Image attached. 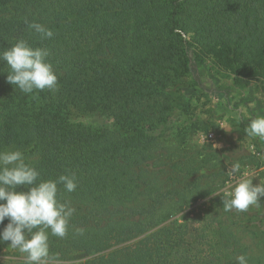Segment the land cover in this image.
Returning a JSON list of instances; mask_svg holds the SVG:
<instances>
[{
  "label": "trees",
  "instance_id": "obj_1",
  "mask_svg": "<svg viewBox=\"0 0 264 264\" xmlns=\"http://www.w3.org/2000/svg\"><path fill=\"white\" fill-rule=\"evenodd\" d=\"M26 21L53 37L42 39ZM21 39L50 51L58 86L24 93L7 82L10 69L0 61V151H38L29 163L41 180L75 174L77 183L71 193L58 185L61 202L76 211L65 237L50 235L47 264L78 252L86 264H230L232 253L207 249L209 231L224 237L222 219H165L167 205L198 181L156 188L155 163L174 159L151 147L167 120L159 92L175 87L163 77L174 59L204 95L229 98L236 86L201 75L212 48L233 52L264 83V0H0V51ZM89 113L107 124L85 126Z\"/></svg>",
  "mask_w": 264,
  "mask_h": 264
},
{
  "label": "rangeland",
  "instance_id": "obj_2",
  "mask_svg": "<svg viewBox=\"0 0 264 264\" xmlns=\"http://www.w3.org/2000/svg\"><path fill=\"white\" fill-rule=\"evenodd\" d=\"M210 51H216V55L203 56L201 75L218 87L236 86L229 98L213 93L204 95L190 80L183 61L174 59L170 66L172 71L164 72L163 77L172 79L175 87L159 92L163 94L159 98L161 103L168 109L167 120L163 125L157 124L151 149L164 151L178 166L176 169L171 166L174 161L169 165L163 163L165 160L155 163L159 174L154 186L165 190L176 182L198 181V187L184 200L167 205L165 219L184 220L189 218V213H193V218L200 223L203 219L204 222L222 219L224 224L220 233L224 237L212 238L210 234L215 232L209 231L211 244L207 245L208 251L218 248L225 254L232 253L234 259L230 264H238L236 258L241 255L246 257L247 264H264V197H261L259 207L240 212L224 209V192L215 195L221 189L231 190L245 173L250 174L248 178L253 179L254 185L264 182V140L247 136V127L243 126L245 121L264 116V83L255 77L254 68L239 61L233 52L213 48ZM144 81L147 88H154L152 80L145 78ZM87 118L85 126L107 124V120L98 114L89 113ZM209 134H214L215 142L210 141ZM24 155L29 163L39 152L34 156ZM236 163L240 170L231 174ZM216 243L218 247L214 245ZM87 259L85 253H73L63 264H86ZM0 264H26V254L9 245L0 249Z\"/></svg>",
  "mask_w": 264,
  "mask_h": 264
},
{
  "label": "clouds",
  "instance_id": "obj_3",
  "mask_svg": "<svg viewBox=\"0 0 264 264\" xmlns=\"http://www.w3.org/2000/svg\"><path fill=\"white\" fill-rule=\"evenodd\" d=\"M26 23L29 30L42 39H51L54 35L40 23ZM49 56L47 48H34L23 39L0 51V61L6 62L10 69L7 82L24 93L56 90L58 77L48 61ZM245 133L264 140V116L252 119ZM239 170L240 165L236 163L230 171L235 174ZM249 175L245 173L231 190L221 189L215 194L224 192L222 198L226 211L245 212L250 207L260 206L264 182L254 185ZM61 184L66 192H74L77 188L75 174L61 175L57 180H41L40 172L26 162L22 151H0V225H4L6 219L9 221L0 230V242H10V247L26 254V264H47L50 235L60 238L67 235L76 209L69 201L61 202L58 187ZM76 231L81 235L84 232L82 228ZM236 260L238 264H247L244 255Z\"/></svg>",
  "mask_w": 264,
  "mask_h": 264
},
{
  "label": "built area",
  "instance_id": "obj_4",
  "mask_svg": "<svg viewBox=\"0 0 264 264\" xmlns=\"http://www.w3.org/2000/svg\"><path fill=\"white\" fill-rule=\"evenodd\" d=\"M208 137L212 143L216 141V138H214V134H209Z\"/></svg>",
  "mask_w": 264,
  "mask_h": 264
}]
</instances>
